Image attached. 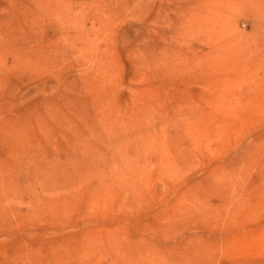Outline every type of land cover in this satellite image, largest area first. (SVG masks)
Wrapping results in <instances>:
<instances>
[{"label": "rangeland", "instance_id": "rangeland-1", "mask_svg": "<svg viewBox=\"0 0 264 264\" xmlns=\"http://www.w3.org/2000/svg\"><path fill=\"white\" fill-rule=\"evenodd\" d=\"M0 264H264V0H0Z\"/></svg>", "mask_w": 264, "mask_h": 264}]
</instances>
